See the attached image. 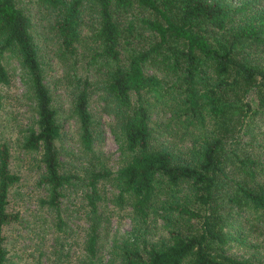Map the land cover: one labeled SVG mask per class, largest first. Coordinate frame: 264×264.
Segmentation results:
<instances>
[{
	"label": "trees",
	"instance_id": "16d2710c",
	"mask_svg": "<svg viewBox=\"0 0 264 264\" xmlns=\"http://www.w3.org/2000/svg\"><path fill=\"white\" fill-rule=\"evenodd\" d=\"M258 1L255 8L251 0H0V83L8 82L1 59L15 50L29 74L37 115L23 146L41 153L45 202L58 227L64 225L63 189L77 176L60 170V126L43 80L32 6L68 54L77 53L87 24L97 47L85 64L103 59L108 68L100 95L131 156L116 170L90 172L92 208L98 181L115 174L118 195L132 196L138 212L145 214L162 193L187 221L186 230L172 228L159 246L127 250L122 264H257L228 250L229 239L241 241L230 225L239 230L257 219L264 226V0ZM74 88L80 137L89 148L94 88L78 75ZM158 102L169 109L162 123L153 119ZM9 160L7 144L0 143V264L7 253L3 227L18 218L7 209L9 187L18 180ZM89 239L93 254L95 236Z\"/></svg>",
	"mask_w": 264,
	"mask_h": 264
},
{
	"label": "rangeland",
	"instance_id": "374dc122",
	"mask_svg": "<svg viewBox=\"0 0 264 264\" xmlns=\"http://www.w3.org/2000/svg\"><path fill=\"white\" fill-rule=\"evenodd\" d=\"M251 2L256 8L262 1ZM32 8L43 80L50 89L51 104L60 126V135L55 140L60 170L77 177L63 189L60 209L64 225L60 228L55 210L45 202L49 189L42 180L41 153L23 146L30 129L37 127L30 77L18 53L7 50L1 59L8 82L0 83V143L7 144L9 169L18 175V180L9 187L7 204V209L17 212L18 218L3 227V245L7 252L4 264H122L127 250L159 246L169 240L172 228L186 230L187 221L170 209V200L162 193L152 198L145 214L138 212L132 196L118 195L115 174L98 181V199L92 208L88 201L90 172L100 168L116 170L131 156L118 120L107 111L100 95L108 68L103 65V59H100L102 65L85 64V56L97 47L87 24L82 27L77 53L68 54L59 47L47 18ZM75 75L88 76L94 88L88 107L94 121L95 139L89 148L81 140L80 121L73 105ZM168 116V107L158 102L153 119L162 123ZM259 122L257 117L255 130ZM261 132L264 137V131ZM254 221L251 226L243 223L244 228L239 230L236 223L230 225L231 235L241 241L229 239L228 251L264 264V226L257 219ZM92 235L95 236L93 254L89 248Z\"/></svg>",
	"mask_w": 264,
	"mask_h": 264
}]
</instances>
